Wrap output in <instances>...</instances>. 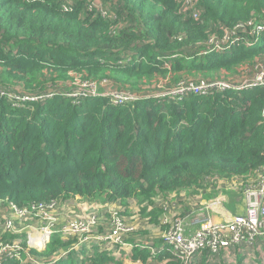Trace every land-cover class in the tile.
<instances>
[{
  "label": "trees",
  "instance_id": "16d2710c",
  "mask_svg": "<svg viewBox=\"0 0 264 264\" xmlns=\"http://www.w3.org/2000/svg\"><path fill=\"white\" fill-rule=\"evenodd\" d=\"M185 2L0 0L2 216L9 206L75 197L119 202L120 215L142 226L127 240L153 241L142 218L159 221L163 206L187 191L212 198L220 183L243 189L261 175L264 84L218 85L264 80V31L252 33L264 25V0H193L191 9ZM227 35L241 40L216 50ZM205 82L207 95L156 96ZM75 241L54 238L34 252L49 264ZM100 243L89 257L74 251L68 264H162L171 256L134 247L117 260ZM208 256L197 263L209 264Z\"/></svg>",
  "mask_w": 264,
  "mask_h": 264
},
{
  "label": "built area",
  "instance_id": "2783aa9c",
  "mask_svg": "<svg viewBox=\"0 0 264 264\" xmlns=\"http://www.w3.org/2000/svg\"><path fill=\"white\" fill-rule=\"evenodd\" d=\"M185 5H189V9H191L193 7V0H186ZM260 31H264V25L258 26V30H254L252 33L257 34ZM236 40H241V38L235 35H227L220 41H217L216 44H225L227 47H229L230 43L234 44ZM259 40V37L254 38L249 46L255 45L259 42ZM258 77L259 75L255 78L253 83L246 84V86H244L246 82L233 86L230 83L225 82L224 84V82H221L219 83L218 88H242L250 87L252 85L264 84L262 75L260 74V78ZM200 85L201 84L194 86L193 83H190L188 85L177 87L176 89L169 91L167 94L156 96L181 99L184 96L193 93V90L197 92H204L206 90V92H208L207 87L209 84H207V86L204 88H201ZM211 86L214 85L212 84ZM88 92L95 93L96 89L93 88ZM117 97H119V95H117ZM260 173L261 175L255 179L251 186L243 188V191H246L248 197L246 213L235 215L231 220L222 222H216L212 220L207 212L205 214L193 217L192 224L189 223L190 226H193V235L189 238L185 236L187 225V223H185V219H183L181 216L177 217L172 222V224H170L169 229H166L167 231L164 234V238H162L164 240V245L162 248L157 249V251L160 252L161 249L165 248L171 253V256L169 257L171 258L170 262L165 264H197L198 259L201 258L205 251L210 252V256H208L207 259L209 264H223L222 258H225L223 255L225 252H228L231 247L240 244L252 246L261 237H264V171H260ZM56 204L58 203L52 201L49 204L32 205L31 208H18L16 206L8 207L10 215L4 217L12 227L14 226L8 235L14 237V241L12 243L15 245H9V249H6L7 251L3 252V255L0 256V264L5 262L3 261L5 257H11L14 262L19 261V264H44L45 262H41L39 259H37L39 256L35 252H30L28 247H33V250L34 248L42 250L45 248L47 243H49L54 238H60L62 240L66 238L75 239L76 241L73 242V245L70 248V250L75 251H77V248H79L82 244L86 247L93 245L94 248L95 246H98L96 244L97 242L102 243V240L98 238V235L101 234L99 233L96 235L95 232H90L89 228L84 223L85 221L83 220H71L64 225L57 222L56 215L49 214L53 213L50 208L54 207ZM40 214H44L46 216L45 219L49 220L50 222L49 224H45V226L40 231H33L35 227L31 225H14L15 222L22 219L24 216L38 218V215ZM88 222L90 223V221ZM183 223L185 224V229L183 227ZM7 232L8 231L5 232V236ZM79 233L82 234L80 235ZM117 242L121 243V246L126 247L129 245L132 247L128 240L119 239ZM138 244L141 245V247H149L150 249L154 247V245L148 240H143V242ZM82 250L84 251L86 249H80L79 251ZM101 250L102 246H100V251ZM130 253L133 254V252L130 251L126 252L124 256H128ZM219 254H221V257L217 258ZM24 255L27 257L26 260L24 259ZM68 256L69 254L66 249L61 250L57 255H54L52 260H49V264H57L59 261L68 258ZM81 257L82 259L85 257L87 258V256H83L82 253L79 254V259ZM122 257L120 258L115 256V259L120 260ZM213 260L217 262H214ZM226 262L231 263L232 259H227ZM79 264L81 263L79 262Z\"/></svg>",
  "mask_w": 264,
  "mask_h": 264
},
{
  "label": "rangeland",
  "instance_id": "374dc122",
  "mask_svg": "<svg viewBox=\"0 0 264 264\" xmlns=\"http://www.w3.org/2000/svg\"><path fill=\"white\" fill-rule=\"evenodd\" d=\"M236 47V44L230 43V46L227 47L225 44H220L216 50L219 51H229ZM171 67V66H168ZM260 78V75L259 77ZM225 84V83H224ZM227 85V84H226ZM207 86V82L204 84L201 83L200 87L204 88ZM246 86V84H244ZM202 92V91H200ZM203 95H207L208 92L206 90ZM194 94V93H193ZM238 187H240L241 183H235ZM236 185L231 184V183H222L220 186L223 190V192H220L221 198L229 204L232 208H235V210L238 212L237 215L239 214H244L246 213L247 210V205H248V197L246 191H243V189H238ZM235 192L237 197L236 199H233L231 197L226 196V194L233 193ZM239 192V193H238ZM193 190L192 191H187L182 197V200L179 201V203H175L174 205L172 204H166V206H163L164 209L161 214V218H159V221L152 220V216H146L142 218L141 223L144 226V233L145 237L148 239H153V241L148 240L150 243L154 245V247L150 250L152 255H157L154 252L160 253L161 251H168L167 249H161L160 252L157 251L160 247L156 246L154 244V240L156 238H164L165 232L169 229L170 224L179 216H181L183 219H185L186 225V231H185V236L187 238L191 237L193 235V227L189 225L190 221L189 218L182 215L175 213L177 209L181 207V210H183L184 206H189L192 205L193 203L195 205H202V207H206L207 203L210 201V198H204L203 199V193L202 191H197L196 194L193 196ZM218 198V197H217ZM215 198L213 201H218ZM87 201V202H86ZM80 199L78 197L75 198H68L65 200L60 201L58 204L54 205V207L50 208L53 213H49L50 215H56V221L59 223H62L63 225L66 224L69 221H73L76 219L83 220L85 221L84 223L86 226L89 228L90 232H100L101 235H98V238L102 240L101 246L104 251H107L109 253H112L115 251L117 254L116 256L122 257L126 252H130L134 249V247H139V248H144L141 247L138 243L130 242L129 244L131 246H121V243L117 242L119 239H128L129 233L134 234L137 232L139 229H142V226L136 227V222L133 220V216H129L127 218H124L122 215H120L119 211L116 206H119V202H113L111 206L107 207L105 206V202H99L96 203L95 200H89V199ZM235 201V202H233ZM193 204V205H194ZM108 208L105 209L104 208ZM208 208V207H207ZM206 208V209H207ZM99 210V211H98ZM97 211V212H94ZM101 211V212H100ZM168 212H171L170 214ZM176 214V215H174ZM44 214L38 215V218L35 217H28L24 216L22 219L18 220L17 222L14 223L15 226H20V225H31L35 227L33 231H40L45 224H49V220L45 219ZM53 218V217H52ZM90 221V223L88 222ZM62 226V225H61ZM14 227V226H13ZM13 227L9 222L6 221L5 217L0 214V256L3 255V252H6V249H9V245H15L12 243L14 241V237L11 235H8L10 231H12ZM165 227V228H164ZM183 227L185 229V224L183 223ZM164 229V230H163ZM167 229V230H166ZM7 232L6 236L4 235L5 232ZM80 235L82 233H79ZM8 235V236H7ZM83 237V236H82ZM26 238V236H25ZM140 239H144L139 237ZM69 238L63 239L64 241L68 240ZM52 241V240H51ZM47 243L45 246L48 247L51 243ZM140 243V242H139ZM73 245V244H72ZM69 246L66 248L68 251V254H73L75 250H70L72 247ZM30 252H34L33 247H28ZM80 249H86V255L89 257V255L94 251L93 245L89 246H84L83 244L80 245L79 248H77V252ZM133 254H129L126 257L132 256ZM160 255V254H159ZM221 254L218 255L217 258H220ZM34 258V257H33ZM138 258H132L130 260L124 261V258L122 259V263H128V264H144L142 261H138ZM133 260V261H132ZM171 258L167 257L163 259V261L160 263L165 264L167 262H170ZM214 262H217L213 260ZM152 263H154L152 261ZM57 264H68V260L65 259L62 262H59ZM151 264V263H148ZM253 264H259V263H253Z\"/></svg>",
  "mask_w": 264,
  "mask_h": 264
},
{
  "label": "crops",
  "instance_id": "0c3cea01",
  "mask_svg": "<svg viewBox=\"0 0 264 264\" xmlns=\"http://www.w3.org/2000/svg\"><path fill=\"white\" fill-rule=\"evenodd\" d=\"M221 184L222 183H220V185ZM218 191L219 192L215 197L210 198V201L207 203L206 207H202V205L198 206L193 203L194 205H185L183 210H181L180 207V209H178V212L188 217L191 224L193 222V217L205 214L206 212L209 214L210 218L216 222L231 220L235 215L238 214V212L235 210V208H232L221 198L222 196L219 193L223 192L222 188H220V190ZM194 195L195 194H193V196ZM226 196L231 197L233 199H236L237 197L235 192H233L232 194H226ZM204 198L205 197H203V199ZM215 198H217L216 200L218 201H213ZM223 256L229 260L232 259L235 263L242 261L243 264H264V237H261L252 246L247 244L235 245L231 247L228 252H225ZM225 258H222L223 263L227 261V259ZM197 264H201V259Z\"/></svg>",
  "mask_w": 264,
  "mask_h": 264
},
{
  "label": "clouds",
  "instance_id": "9594fccd",
  "mask_svg": "<svg viewBox=\"0 0 264 264\" xmlns=\"http://www.w3.org/2000/svg\"><path fill=\"white\" fill-rule=\"evenodd\" d=\"M258 43H259V42H258ZM256 44H257V43H256ZM256 44H255V45H256ZM253 46H254V45H253ZM68 258H69V256H68ZM68 258H66V259H68ZM64 260H65V259H63V260H61V261H64ZM59 262H60V261H59ZM59 262H58V263H59Z\"/></svg>",
  "mask_w": 264,
  "mask_h": 264
}]
</instances>
